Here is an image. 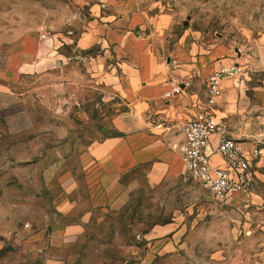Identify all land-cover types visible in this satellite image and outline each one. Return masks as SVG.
Segmentation results:
<instances>
[{"label": "rangeland", "instance_id": "374dc122", "mask_svg": "<svg viewBox=\"0 0 264 264\" xmlns=\"http://www.w3.org/2000/svg\"><path fill=\"white\" fill-rule=\"evenodd\" d=\"M71 1L0 0V35L32 30L49 8ZM123 6L136 13V47L171 72L198 65L202 102L210 70L238 65L216 109L237 137L261 138L264 147V0ZM70 28L76 40L74 24L62 32ZM128 58L116 44L63 47L51 65L9 85L0 110V264H264V156L257 190L227 203L184 170L171 175L160 161L122 168L112 159L118 138L150 119L121 87L128 83L118 62Z\"/></svg>", "mask_w": 264, "mask_h": 264}, {"label": "crops", "instance_id": "0c3cea01", "mask_svg": "<svg viewBox=\"0 0 264 264\" xmlns=\"http://www.w3.org/2000/svg\"><path fill=\"white\" fill-rule=\"evenodd\" d=\"M110 2L118 6L112 7L109 5ZM124 4L125 0H100V4L91 0H72L71 5L67 4L63 9H57L55 6L49 8L32 30L17 29L12 38L6 33L1 34L0 110L9 105L11 93L9 85L15 78L35 74L53 62L57 51L48 42L41 40L42 33L55 30L62 34L66 43L65 49L75 47L88 49L96 43L106 48L116 44L130 56L127 60L118 62V66L123 68V74L121 77L118 76L119 81L121 82L122 78L123 85L128 83L127 88L121 87H124L123 91L129 99L133 100V110L146 111L150 119L144 122V127L118 138V144H122L121 149L112 150V159L122 168L160 161L166 165L171 175L180 174L183 170L185 174L181 154L174 146L182 139L181 125L200 108L197 104L198 95L195 94L198 85L195 78L198 65L187 63L171 72L168 67L157 61L145 46L142 49L136 47L141 41L134 38L132 32V28L137 26L136 13L130 7L118 11L119 5L124 7ZM86 5H90V19L86 18L88 11L83 10ZM78 16L82 21L81 25L75 23ZM67 23L74 24L80 30L76 40L62 32L67 29ZM223 65L232 64L223 62L215 65L207 79L215 69ZM106 66L105 61L100 60V71L106 69ZM189 76L195 78L190 95L166 96L167 91L171 89L172 79L183 80ZM222 87L224 91V80ZM220 104L219 101L218 105ZM216 112L223 117L220 109H216Z\"/></svg>", "mask_w": 264, "mask_h": 264}, {"label": "built area", "instance_id": "2783aa9c", "mask_svg": "<svg viewBox=\"0 0 264 264\" xmlns=\"http://www.w3.org/2000/svg\"><path fill=\"white\" fill-rule=\"evenodd\" d=\"M73 34L71 28L66 32L68 36ZM40 38L57 53L66 45L62 34L47 31ZM240 70L235 64L223 65L211 73L206 83L204 102L198 98L200 108L181 125L182 139L174 146L181 154L186 179L203 185L220 203H227L240 195H250L257 190V166L264 156L261 138L252 141L237 137L225 118L216 112L223 95V80L238 74ZM194 81L193 76L183 80L172 79L171 89L166 96L190 95ZM213 157L219 159L214 161Z\"/></svg>", "mask_w": 264, "mask_h": 264}]
</instances>
